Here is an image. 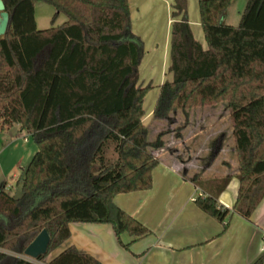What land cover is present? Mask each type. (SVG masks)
Segmentation results:
<instances>
[{
	"label": "trees",
	"instance_id": "16d2710c",
	"mask_svg": "<svg viewBox=\"0 0 264 264\" xmlns=\"http://www.w3.org/2000/svg\"><path fill=\"white\" fill-rule=\"evenodd\" d=\"M1 1L9 19L0 37V130L19 126L36 152L17 182L19 196L0 185V264H36L3 251L24 256L42 230L50 241L36 262L102 264L73 246L45 260L68 240L72 223L110 225L126 250L150 233L113 203L118 194L151 188L158 160L150 150L163 146L161 135L146 140L140 121L142 43L130 31L128 0ZM231 1L197 0L204 50L192 37L186 0H172L171 81L154 110L167 118L189 83L215 79L206 89L224 94L236 168L194 183L205 192L195 205L219 223L231 213L248 220L264 197V74L248 69L250 54L264 55V44L247 39L264 35V0H246L235 27L223 22ZM36 3L54 9L47 29L36 28ZM60 15L65 21L54 26ZM232 178L238 189L228 210L218 196Z\"/></svg>",
	"mask_w": 264,
	"mask_h": 264
},
{
	"label": "crops",
	"instance_id": "0c3cea01",
	"mask_svg": "<svg viewBox=\"0 0 264 264\" xmlns=\"http://www.w3.org/2000/svg\"><path fill=\"white\" fill-rule=\"evenodd\" d=\"M160 2L164 4L167 17L165 19L162 16L159 22L160 7L155 6ZM171 3L172 0H128L130 31L142 43L138 85L145 82L152 87L147 90L140 105L144 122L152 120L161 87L165 81H171V74L167 72L170 63ZM39 4L42 3L34 5L35 25L37 29L44 30L51 26L54 13L50 18L40 14L39 28ZM227 16L226 10L224 24L235 27L226 22ZM61 17L57 18L54 26L64 22ZM189 26L193 39L204 50L208 49L199 17L194 16ZM163 29L164 35L160 36ZM247 39L259 40L264 44V35L247 34ZM250 55L249 71L264 74V55ZM143 61H162L156 77L153 72L140 77ZM213 80L215 79L187 85L189 90H183L174 102L172 113L176 117L164 133H150L152 129L149 124L140 120L142 126L148 129V142H154L161 135L164 140H160L165 147L159 150L149 149L151 155L158 160V165L152 170L151 188L118 194L113 198V203L145 226L149 235L131 242L132 238L128 234H122V244L131 242L126 250L117 243L110 225L72 223L69 224L70 237L48 260L68 246L91 255L102 264H253L262 256L264 197L248 220L231 213L223 223L206 215L194 203L198 196L205 194L204 190L194 184L196 181L217 178L234 171L231 165L222 160L226 151V130L222 129V123L224 126L225 122L227 124V121L222 120L227 111L225 102H222L224 94L212 88L206 89L214 84ZM154 91L155 94L149 95ZM172 144L180 146V149L171 148ZM206 149L209 157L205 160L201 155ZM231 151L234 152V149ZM16 165L21 171L27 166H20L19 162ZM4 183L5 190L13 195L17 187ZM237 189L238 180L232 178L218 196V204L231 210Z\"/></svg>",
	"mask_w": 264,
	"mask_h": 264
},
{
	"label": "rangeland",
	"instance_id": "374dc122",
	"mask_svg": "<svg viewBox=\"0 0 264 264\" xmlns=\"http://www.w3.org/2000/svg\"><path fill=\"white\" fill-rule=\"evenodd\" d=\"M246 4V0H232L231 3L229 4L228 8H227V23L229 24H234L235 26L238 25L240 16L244 10ZM186 5H187V18H188V23L192 22L194 16L197 18L199 17V12H198V7H197V0H186ZM156 8L160 7L158 9V19L159 22L161 21V17L164 16V18L166 19V13L164 11V4H162L161 2L155 6ZM41 8V9H40ZM37 9V17H38V27L40 28V17L42 14L43 16H51L52 13H54V10L52 7L45 5V4H39ZM43 9V10H42ZM159 10L161 12H159ZM63 21H65V18L62 16L61 17ZM61 22V21H60ZM49 28V27H48ZM41 30V29H38ZM162 34L164 35V29L161 33L160 36H162ZM143 68L142 71H145L144 73L141 71H139L140 77L143 75H147L148 73L153 72V76L156 77L157 73H159L160 68H161V64L162 61H143ZM150 84L142 82L139 87L140 91L138 94L142 97L141 101L143 100L144 96H146L147 94V90L146 88L149 87ZM154 88H157L156 85ZM152 88V87H150ZM149 88V89H150ZM153 88V89H154ZM148 89V90H149ZM185 90L188 91L189 90V86L185 87ZM155 94V91L152 92L151 94L149 93V95H153ZM222 102H224L222 100ZM220 104V102L218 103ZM148 105V102H147ZM176 117L172 112H170L168 114L167 118H164V114L159 115V114H154L153 112V118L150 121L144 122L143 118L144 115L141 116V121H143V123H147L150 126V133H152L153 131H159L161 133H164L165 131H167L168 126L172 123L173 118ZM227 121V124L225 122V126L224 123H222V129L226 130V151L225 153L222 155V160H225L229 165L232 166L233 170H235L236 168V158H235V154L234 152H232L231 150L234 149L233 147V140H232V129H231V125H230V121H229V116L226 114L224 119L222 120ZM17 125H14L6 130L1 131L0 130V185L3 184L4 182H8L10 185H12L13 187H17L19 189V186L17 184L18 180L21 178L23 171H21L22 169L16 165L17 162H19L20 166L22 165H27L29 163V161L31 160L33 154L36 151V146L34 144V141L32 140L31 136L29 134H27L26 132L23 131H19V126L18 128L16 127ZM224 127V128H223ZM145 130L148 129L145 128ZM148 135L146 136V140L148 139V141H150V138H148ZM153 137V135H152ZM152 139V138H151ZM162 140H164V137L161 138ZM167 141L169 142V137H167ZM166 145V143L164 144ZM165 146L161 147L164 149ZM171 148H175V149H180V146H177L176 144H172L170 146ZM160 148V149H161ZM159 150V149H157ZM207 150V149H206ZM178 154V153H177ZM201 157H203L205 160L209 157V153L208 150L205 151ZM215 174V173H214ZM15 189V191L13 192L14 196H19L20 195V191L18 189ZM2 251V250H0ZM6 254L9 255H14L16 257H20L23 258L25 260L31 261L33 263L36 264H45V263H40V262H36L35 260L26 258L24 256H20L11 252H6L3 251ZM48 258L45 260L47 261Z\"/></svg>",
	"mask_w": 264,
	"mask_h": 264
},
{
	"label": "water",
	"instance_id": "95a60500",
	"mask_svg": "<svg viewBox=\"0 0 264 264\" xmlns=\"http://www.w3.org/2000/svg\"><path fill=\"white\" fill-rule=\"evenodd\" d=\"M8 14L4 11V6L0 0V37L4 35L8 23ZM50 238L45 230H42L35 239L24 250V257L36 259L44 255L47 251Z\"/></svg>",
	"mask_w": 264,
	"mask_h": 264
},
{
	"label": "built area",
	"instance_id": "2783aa9c",
	"mask_svg": "<svg viewBox=\"0 0 264 264\" xmlns=\"http://www.w3.org/2000/svg\"><path fill=\"white\" fill-rule=\"evenodd\" d=\"M261 249H262V264H264V237L262 238V247H261Z\"/></svg>",
	"mask_w": 264,
	"mask_h": 264
}]
</instances>
